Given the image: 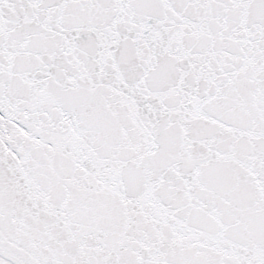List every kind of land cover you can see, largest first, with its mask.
Listing matches in <instances>:
<instances>
[{
  "label": "snow or ice",
  "instance_id": "1",
  "mask_svg": "<svg viewBox=\"0 0 264 264\" xmlns=\"http://www.w3.org/2000/svg\"><path fill=\"white\" fill-rule=\"evenodd\" d=\"M0 264H264V0H0Z\"/></svg>",
  "mask_w": 264,
  "mask_h": 264
}]
</instances>
